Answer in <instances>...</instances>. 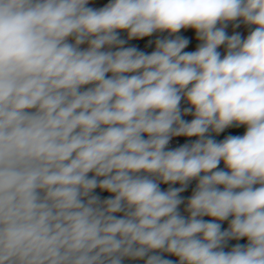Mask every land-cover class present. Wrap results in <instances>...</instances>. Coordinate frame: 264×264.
Here are the masks:
<instances>
[{
  "label": "clouds",
  "instance_id": "clouds-1",
  "mask_svg": "<svg viewBox=\"0 0 264 264\" xmlns=\"http://www.w3.org/2000/svg\"><path fill=\"white\" fill-rule=\"evenodd\" d=\"M88 4L0 0V264H264V0ZM237 20L256 26L246 39L225 31ZM185 28L194 52L176 36L146 54L118 31ZM178 136L197 139L165 150Z\"/></svg>",
  "mask_w": 264,
  "mask_h": 264
},
{
  "label": "crops",
  "instance_id": "crops-1",
  "mask_svg": "<svg viewBox=\"0 0 264 264\" xmlns=\"http://www.w3.org/2000/svg\"><path fill=\"white\" fill-rule=\"evenodd\" d=\"M111 0H89V4L86 5L87 7H91L93 9H101L105 7L108 3H110ZM236 24H239V27H235ZM218 27L220 26L219 24L217 25ZM256 26L254 25H247L243 23L242 20H237V21H232L228 22L227 27L225 28V31L228 36H231L233 34L239 33L242 39H246L247 36L255 29ZM120 38L125 40L126 43L124 47H136L139 51H143L146 54H151L155 50V42L157 39H164V38H175L176 36H180L183 38H186L189 43L187 47L184 49L186 52H194L198 49L199 45L202 43L199 39H197L196 36V31L195 29L192 28H185L181 29L178 33L171 34L167 31L165 32H156L153 33L151 36L140 38V39H129L128 38V33L126 30H118ZM69 43H74L73 38H69ZM81 49L87 48V44L80 45ZM112 51H115L116 49L113 48L111 49ZM218 52L221 54V58H223L224 55H226L227 49L225 45H221L218 49ZM108 76H111V73L107 74ZM131 75V74H128ZM87 87H91V85L84 86L81 90H86ZM247 131V126L246 125H240V126H235V136H243ZM225 171H228L227 168L224 169ZM222 187V188H221ZM258 187V185H257ZM221 190H223V186H219Z\"/></svg>",
  "mask_w": 264,
  "mask_h": 264
},
{
  "label": "built area",
  "instance_id": "built-area-1",
  "mask_svg": "<svg viewBox=\"0 0 264 264\" xmlns=\"http://www.w3.org/2000/svg\"><path fill=\"white\" fill-rule=\"evenodd\" d=\"M180 107H181V111L183 112L184 108H188V107H191V106L187 103L186 100L182 99ZM193 111H194V109H193ZM193 118H194V116L192 114H188V115H183L182 116V119H184L186 121H189V122ZM234 130H235V126H231V127L226 128L223 132H221L219 134L214 133V132H210L207 135L210 138L214 139L216 142H221L228 136H235ZM144 138L147 139V135L146 134H144ZM196 139H197V137H184V136L172 137L171 140L169 141V144L166 146L165 150H174V149H176L178 147H181L182 145H184L186 143H193V142H195ZM225 168L226 167L224 165V162L221 161L220 164L218 165V169L224 170ZM92 175H93V173H89V177H91ZM197 183H198V180L190 181L188 186H187V188L185 189V191L180 193V196L183 198L184 202L181 205H179L178 211L185 218H187L188 215H189V213L186 211L188 199L192 196V194H193V192H194V190L196 188ZM171 187L178 188V187H180V184L177 183V184L171 185ZM160 188H161V190L166 191L169 188V185L165 184V183H161L160 184ZM93 194L98 196L101 200L110 198L113 195V194L108 193L107 191H102L101 189H99V191H94ZM116 215L118 217H120V216L123 215V213H117ZM202 219L204 221H213L214 220V218L208 217V216L202 217ZM231 219H232V217H229L228 220L215 221V222H218V223L221 224V229L222 230H226L228 228V226H229V222H230ZM237 244L246 245L247 244V239L246 238H242L240 240H235V239L229 240V241H227V243L224 246L223 250L225 252L231 251V249ZM151 254H153V253H149V255H151ZM162 256L165 259H169V260H172L174 262H178V258L173 256V255H170V254H167V253H162ZM126 259H129L131 261V264H146L147 257H145L143 259H130V258H126Z\"/></svg>",
  "mask_w": 264,
  "mask_h": 264
},
{
  "label": "rangeland",
  "instance_id": "rangeland-1",
  "mask_svg": "<svg viewBox=\"0 0 264 264\" xmlns=\"http://www.w3.org/2000/svg\"><path fill=\"white\" fill-rule=\"evenodd\" d=\"M122 264H131V261L129 259L125 258V259L122 260Z\"/></svg>",
  "mask_w": 264,
  "mask_h": 264
},
{
  "label": "trees",
  "instance_id": "trees-1",
  "mask_svg": "<svg viewBox=\"0 0 264 264\" xmlns=\"http://www.w3.org/2000/svg\"><path fill=\"white\" fill-rule=\"evenodd\" d=\"M94 191H99V188L95 189Z\"/></svg>",
  "mask_w": 264,
  "mask_h": 264
}]
</instances>
